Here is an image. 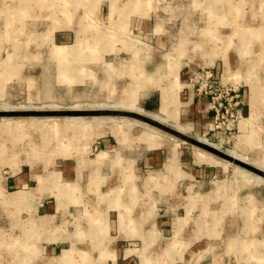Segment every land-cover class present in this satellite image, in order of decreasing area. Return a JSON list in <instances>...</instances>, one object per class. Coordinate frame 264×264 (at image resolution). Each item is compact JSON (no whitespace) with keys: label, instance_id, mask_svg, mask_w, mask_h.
Here are the masks:
<instances>
[{"label":"rangeland","instance_id":"obj_1","mask_svg":"<svg viewBox=\"0 0 264 264\" xmlns=\"http://www.w3.org/2000/svg\"><path fill=\"white\" fill-rule=\"evenodd\" d=\"M184 1L0 0V113L80 110L99 112L96 116L113 118L110 122L102 121L98 128H95L99 134L96 135L92 127L89 134L70 138L71 143L67 142L66 145L65 139L57 138V135L62 133L57 131L60 128H55L52 124H58L57 120L65 121L69 116H6L5 118L15 120L17 126L16 136L12 135V129L6 128V132L2 131L0 134V151L4 152L0 153V187L3 186L7 194L5 181L10 176L25 174L35 180L31 190L34 196L31 198L36 203L24 198L18 206L19 203L13 201L12 194H9V199L0 190V195L4 197V201L0 199V218L29 216L34 213L40 216L54 210L64 214H77L197 207L195 213L186 217V221L189 219V225L184 228V223L180 222L179 227L170 233L175 239L167 252L180 250V238L184 228L185 240L200 241L199 246L208 245L209 254H214L212 246L217 248L225 245L226 254L234 257L232 259L236 263L264 264V212L260 211L264 203V175L261 182L247 177L258 174L254 171L253 162L264 163V118L260 122L261 118L257 121L259 125L256 127V135L255 131L251 135V121L247 115L241 120L242 123L245 121V128L242 126L233 139H227L224 135L218 137L212 131L200 135L192 133V137L188 134L191 141L182 140L175 134L177 129L181 130L179 125L183 124V103L187 100L184 92L186 94V91H194L191 80L194 73L200 69V66H196L195 55L206 53L209 58L217 56L218 61L223 58L232 63L238 60L236 54L241 56L244 53V49H241V44L244 43L243 34H235L240 36L237 40L233 35L235 41L232 39L231 44H227L225 36L229 34L222 30V27H228L227 24L234 20L241 24L243 18H221L214 10L198 8L203 23L201 36H179L181 27L176 12L178 5ZM102 2H105L103 8ZM180 6L182 8L178 11L185 12L187 6L183 3ZM134 9L140 15L148 9L154 10L157 21L166 25L162 29L175 34L170 47L161 49V43L157 42V38L160 40L163 37H156L157 34L163 33L161 28L159 29L162 32L155 35V43L152 35L145 34V29L134 32L130 21V14ZM190 22L191 19L187 21V25ZM217 28L219 37L218 33L215 34ZM186 43L189 48L192 47L191 51L186 50ZM226 44L227 47L224 48ZM75 45L80 47L82 55L86 56L85 59L80 61L75 58ZM238 45H241V48L237 47ZM196 46H200L199 52L195 51ZM58 48L61 49L62 56L57 53ZM182 48L185 50H181ZM243 58L245 57H242V60ZM149 60L152 63L150 65ZM63 64L67 65V69ZM190 66L198 69L186 82L182 79L185 75L182 72ZM228 71L233 76L232 69ZM176 73H179L176 80L179 86L176 100L178 104L171 106L168 116L166 113L163 115L171 120L159 123L147 113H160L162 91L164 88L171 89L167 78ZM236 83L239 92L245 93L246 100L254 91L264 92L261 80L246 81L240 77ZM128 102L147 113L144 115L130 109L97 107L99 104ZM262 114L264 115L263 111ZM35 118L41 119L36 122ZM43 118H49L47 124ZM128 119L131 125L126 126L123 121ZM20 121L30 126L21 128L18 126ZM116 127H119L120 132L118 138L123 139L121 143L111 133V130L117 131ZM149 128L155 131L150 133ZM205 137L209 140H204ZM104 140H110L108 145H115V150L125 146L129 154H132L133 150L144 149L150 152H170V157L176 150L175 157L177 155V158H186L189 163L185 161L182 166L178 163L171 173L148 171L147 175L137 177L139 181L132 173L124 178L118 176L120 179L116 177L115 180L112 175L108 180L107 177L111 173L106 170L107 149L102 150L100 147ZM256 140L259 142L256 143ZM158 143L165 146L156 148ZM239 144L241 147L237 149ZM65 145L72 148L63 153ZM231 151L240 153L247 162L233 158ZM206 154L210 157L205 163L213 161V166L195 167L209 169V176H193L190 169L193 162L197 163L196 156L207 158ZM109 155L111 156V152ZM93 162L98 166L96 179L92 181L90 175L89 181L86 182L89 172L83 171L81 175V167ZM76 167L78 178H83V181L78 178L74 180ZM238 170L242 171V174L238 173L239 180L236 182L237 179H234L233 175L234 171ZM205 182L207 188H200ZM189 185L193 186L190 193L187 192ZM194 187L197 194H194ZM22 188H12L9 192ZM239 204L245 205L238 207ZM48 205L51 210L44 209ZM226 205H231L228 211L221 208ZM203 206H206L205 209L200 211ZM219 209L221 211L218 212ZM211 215L216 219L215 224L209 226L207 220ZM95 218H102L101 224L95 225L101 228L100 234L91 235V240L96 242L95 247L91 248L89 244L76 241L74 246L71 245V248L73 246L75 249L67 246L66 251L55 254H48L37 246L35 250L30 251L26 245L35 244L32 238L9 237L13 227L7 224L1 233L3 235L0 236V264H105L107 259V264H123L120 258L114 263L109 261L114 253L122 257V250L126 248L122 245L112 247V237L117 235L112 233L111 224L116 223V217L113 216L112 219L107 215ZM183 246L185 247V244ZM135 247L139 248L138 245ZM160 247L162 245L156 248ZM158 249L153 251L151 257H161L158 255ZM102 256L106 258L103 259ZM62 257L67 258L62 260ZM157 261L149 264H158Z\"/></svg>","mask_w":264,"mask_h":264},{"label":"crops","instance_id":"obj_2","mask_svg":"<svg viewBox=\"0 0 264 264\" xmlns=\"http://www.w3.org/2000/svg\"><path fill=\"white\" fill-rule=\"evenodd\" d=\"M104 3L105 2L101 3L102 8ZM182 3L183 5L187 6L185 7V12L178 11L180 8H182V6H180ZM180 5H178L176 12L181 27L178 33L179 36L181 35H185L186 37H190L194 35H196L197 37L201 36L200 30L202 29L203 23L201 20L202 16L200 15L201 12L199 10L197 11L198 8L200 9L205 8L208 9V11L214 10V13L216 12L215 14H218L219 16H221V18L233 19L234 16H241L243 18L241 24L235 22L234 20V22L232 21L230 24L229 23L227 24L228 27L226 28L222 27V30L227 31V33L229 34L228 36H225L227 39L225 40V43L227 44L228 43L231 44L232 39H234L235 41V37L237 40L238 38H240L241 34H243L242 37L244 39V43L241 44L242 46L240 45L242 48L239 45L237 47L244 49L242 51L245 53V54L243 53V55L245 56L243 55L240 56V54L237 53L236 55L238 57V60H235L233 64L232 61L228 62L226 61V59L224 60L223 58L221 61H218L219 59L217 56L209 58L206 53H201L199 55L198 54L195 55L197 57L196 66L206 67L214 70V72L216 73V78L219 79L222 84L231 85L238 90L239 88L237 87L238 84L236 83V81L239 80L240 77L241 79L246 81L248 80L254 81L255 79L261 80L263 81L264 84V14H263L264 0H185L184 2H181ZM108 7H109L108 14H110V6ZM113 14H114V10H113ZM130 15H131L130 21L134 26L133 27L134 32L138 33L141 32L140 29L141 30L145 29L146 30L144 31L145 34L152 35L153 43H155L156 33L162 32V30H164L162 34L159 33L156 35V37L163 36L162 39L160 40L157 38V42L161 43V46L159 45L161 49H163V47L167 48L168 46L169 47L171 46V44L174 41L175 34L172 31L167 32L165 29H162V27H165L166 25L165 24L161 25L157 21L158 19L154 17V10L149 11L148 9L144 12V14L140 15L134 9V11ZM190 19L191 22L187 25V21H190ZM159 28H161L162 30H160ZM217 33L219 37L220 33L218 28L215 31V34ZM235 34L237 35L240 34V36H237ZM164 35L169 37L170 39H167V37H165ZM233 35H235L234 38H232ZM73 37H75V34H73ZM216 43H213V45H216ZM227 44L224 46V48L227 47ZM185 45L187 51L192 50V47L191 48L188 47L189 46L188 43H186ZM199 47L196 46L195 51L199 52L200 51ZM203 49L205 48L203 47ZM247 49L250 51H248ZM181 50L184 51L185 49L182 48ZM57 53L61 54L62 53L61 49H59ZM74 56L77 60L80 61L85 59L86 57L85 55H82L80 47L78 45L74 46ZM242 57L245 58H243L242 60ZM150 63L151 62L149 60V65ZM232 65H234V67ZM62 66L65 69H67V65L63 64ZM198 67L193 68L192 66H190L188 69L184 70V72L182 73L183 74L185 73V75L182 77V79H184V81L187 82L189 77L193 75V72L196 71ZM229 67L230 69H232V72H234L233 76L230 74V71H228L230 70ZM178 74L179 73H177V75ZM172 78H173L172 76L170 78L168 77L167 80L169 81ZM176 80H178V76ZM176 80L175 83L178 84ZM241 93L243 92L241 91L239 92L242 101L241 102L242 115L243 116L247 115L248 116L247 118H249L250 121L252 120L251 123H253V125H251V123L249 122L251 135L253 131H255V135H256V127L259 125L257 121L261 118L259 120L260 122L262 118H264V115L262 114V111L264 112V107H262L264 106V92L258 94V91L257 93L254 91L252 93V96L248 97L247 100L245 97V93L243 94ZM184 97L187 98V100L185 103H183V106L185 107L183 112V124L179 125L176 121V125H179L181 130L177 129L175 134L179 135L182 140L184 139L185 141H191L190 140L191 138H189L190 136H188V134H191L192 137V133H196V135L197 134L200 135L201 133L205 134L211 131L212 112L210 111V107L208 106L209 99L207 97L205 96L198 97L195 95V91H190V90L186 91V94L184 92ZM259 97L261 100L259 99ZM115 104L120 106L121 104H127V103H115ZM102 105H107V104H99L97 105V107L99 106L100 108H102ZM110 105H114V104H110ZM115 108H120V107H115ZM14 121L15 120H11L10 118L3 117L0 123L1 126L0 134L2 131L6 132L4 129L6 127V129H12L13 130L12 135H15L16 134L15 126H17V123ZM57 121L59 123L58 125H56V127L60 128V130L57 131L62 132L61 134L57 135V138L65 139L66 145H68L67 142L71 143L70 138L74 139L75 136L80 137L82 135L89 134V130H91L92 127L94 128L93 130L95 131L98 128V126L93 122L92 123L89 122L87 125L80 126L78 125V123H74V124L69 123L68 122L69 120H66V118L65 121H60V120ZM65 122L67 124H65ZM239 123H240L239 124V131H240L242 126L243 128H245L246 125H245V121L243 123L240 121ZM22 125H20L21 128L30 126V124H26L24 122ZM12 126L13 128H11ZM65 126H70L71 128L70 127L65 128ZM117 131L111 130V132H113L112 134H114V136L118 139V142L119 140L123 141V139L118 138L119 131L118 132ZM98 133L100 132L96 131V135ZM249 141L252 142L250 139ZM110 142H111L110 140H104L102 142L103 144L100 143V147L102 150L107 149L106 150L107 160L105 162L107 164L106 170L107 173H111V175L107 177L108 180H110V176L112 175L114 176V180H115L116 177L118 176H120V178L123 176L124 178L127 176V174L130 173H132V175H135L136 178L142 177V175H147L148 171L149 172L164 171L165 173L166 172L171 173L174 170V166H176L178 163L180 164V166H182L184 165V162L187 160L186 158H177V155L175 157L176 150L175 152L173 151L174 154L172 153L170 157H169L170 155L169 151L168 154L166 153V151L150 152L144 149L133 150L132 154H129L128 150L125 149V146L119 147L118 150H115L114 148L117 147H115V145L109 146L108 144ZM258 142L259 140H256V143ZM164 146L165 145L161 147ZM161 147H156V148H161ZM238 147H241V145L239 144L237 146V149ZM63 148H64L62 149L63 151L62 150L59 151L65 153V151H68L69 148H72V146H66ZM110 152H111V156L109 155ZM203 154L204 153H202V155ZM199 157H201V160L198 161V158L196 156L197 163L193 162L190 172L193 174V176L198 174L199 176L203 175L205 176V178H207L209 176V169L207 168L200 169L201 167L198 169L195 167V165L198 167L200 165L213 166V163L204 162L205 159L207 162L208 157H210L209 155L206 156L207 158H204L203 156H199ZM170 158H173L174 161L177 160L171 165L172 168L171 171H169L170 169L166 166L168 164L170 166V164L173 162L170 161ZM86 164H88V166L81 167L82 168V170L80 171L81 175L83 171L84 172L87 171V173L89 172V177L86 179V182L89 181L90 175L93 181L94 179H96V175H97L96 168L98 166L94 162L86 163ZM254 167L255 169L254 168L253 169L255 172L257 171V173L259 172L260 174H262V176H260L259 174L257 175L263 177L264 170L260 169L257 166ZM77 168L78 167H76L74 172V180L78 178ZM131 169H133L132 172H130ZM234 172L235 173L233 175V178L237 179L236 182H238L239 180L238 173L242 174V171L238 170ZM247 177L250 176L247 175ZM78 179H80V181L81 180L83 181V178H78ZM34 181H35L34 179H30L29 176H25V174L10 176L5 181V188L7 194L5 193L3 186L0 187V190L7 195V196L5 195L6 198H9L8 197L9 194H12L13 201L15 203H19L18 204L19 206L22 204L24 198H26L27 201L28 200L34 201V199L31 198L32 196H34L33 192L31 191L33 188L32 185L34 184L33 183ZM29 185H31V187ZM19 187H21L22 190L9 192V190H11L12 188L18 189ZM202 187H204V189L207 188L206 182L205 184L203 183V185H200V188ZM187 188H188L187 192L190 193L191 192L190 189L193 188V186L189 185ZM35 190L36 187L34 188V191ZM194 192H195L194 194H197L196 189ZM0 199L4 201V197L1 195H0ZM16 200L19 201L16 202ZM34 202L36 203V201ZM244 205L245 204H239L238 207H244ZM262 206L263 207L261 208L260 211L264 212V203H262ZM205 207L206 206L200 207V211H203ZM221 208L228 211L231 208V205L221 206ZM44 209L51 210L49 205ZM197 209H198L197 207H185V208H167V209H151V210L149 209V210L95 212V213L83 212L77 214H71V213L64 214L61 211L57 212L56 210H54L51 212L48 211L49 214L40 215V216H37L34 213L29 216L0 218V236L3 235L1 233L3 232L4 227L7 224L9 225L11 224V227L13 228L12 229L10 228L11 233L9 234V237L22 239L23 236L24 237L29 236L30 238H32V241L36 244V245L35 244L26 245L28 249H30V251H32L33 249L35 250V246H37L38 248H42V250L47 252L48 254H55V252L66 251L65 247L67 246H69L70 249H75V247L73 246L76 244V241L80 243L89 244L90 247L92 248L95 247L96 242L95 240L94 241L91 240L92 237L91 235L100 234L101 231V228L96 227L95 225L101 224L102 221L101 216L109 215V217L112 219L113 216L116 217L115 220L116 223L113 222V224H111L112 233H116L115 235H117L112 237V242H113L112 247L114 246L117 247L119 245L126 246V248L122 250L123 253L122 257L121 255L120 257H118V254L116 253H114V255L111 254V258L109 259L111 263H114L118 258H120L123 264H149L150 262H156V260H158L157 261L158 264H239L236 263L234 259H232L234 257H231L229 253L228 255L226 254L227 252L224 249L227 250V248L225 247V245H223L222 247L218 246L217 248L215 246H212L211 248H213L214 250V254L212 255L209 254L210 247L208 245L199 246L200 241L190 242V240L188 241L185 240L184 228L187 225H189V219L188 221H186L187 220L186 217L191 215V213H195ZM220 209L218 210V212L222 210ZM66 210L64 212H66ZM97 216L98 218L101 219L99 220L95 218ZM215 219H216L215 216L211 215L209 220H207L209 221L208 225L212 226L213 224H215L214 223ZM179 220H183V221H179ZM192 220L196 221V219H192ZM23 222L25 227H23ZM180 222L184 223L183 226L184 228L181 233L182 236L180 238L182 241V246L180 247L179 251L171 250L170 252H167V249L170 247L171 242L174 241L173 239H175V236H171L172 234L170 233L173 232L174 228L176 229L179 227ZM193 225L196 226V224ZM77 235H81V237ZM77 237L79 238L77 239ZM242 239H244V237H242ZM136 243H138L137 245L139 248L135 247L137 246ZM184 244L185 247L183 246ZM71 245H73L72 248ZM160 245H162L160 249L156 248L159 247ZM155 249H158L157 252L159 253L158 255L161 256L160 258L155 259V257H151ZM217 252H221V253H217ZM63 257L61 259L66 260L67 257L65 258ZM102 257L103 259L106 258L105 256ZM107 260L105 261L103 260L105 264H107ZM240 264H248V263L241 262Z\"/></svg>","mask_w":264,"mask_h":264},{"label":"built area","instance_id":"obj_3","mask_svg":"<svg viewBox=\"0 0 264 264\" xmlns=\"http://www.w3.org/2000/svg\"><path fill=\"white\" fill-rule=\"evenodd\" d=\"M191 81L195 95L209 99L208 106L212 112L211 131L218 137L224 135L227 139L235 138L239 122L243 119L239 90L222 84L216 78L214 70L206 67H200Z\"/></svg>","mask_w":264,"mask_h":264},{"label":"bare ground","instance_id":"obj_4","mask_svg":"<svg viewBox=\"0 0 264 264\" xmlns=\"http://www.w3.org/2000/svg\"><path fill=\"white\" fill-rule=\"evenodd\" d=\"M34 1V0H33ZM39 3V2H38ZM26 7V6H25ZM264 14V13H263ZM172 63V62H171ZM177 67V66H176ZM178 68V67H177ZM169 70H170V68H169ZM178 70V69H177ZM176 70V71H177ZM171 71H173V70H171ZM175 71V72H176ZM177 73L173 76V78L172 79H170L169 81H170V87L169 88H171V89H168V88H164L163 89V91H162V97H161V104H160V107H161V110H160V113H154V114H149V113H147L150 117H152L154 120H156V121H158L159 123H165L166 121L168 122L169 120H171V119H169L168 117H164L163 115H164V113H169V111L171 110V106H175V105H177V102H176V99H177V95H178V92H179V86H178V84H176L175 83V80L177 79ZM177 82V81H176ZM178 83V82H177ZM175 93V94H174ZM177 93V94H176ZM259 94V93H258ZM251 102V101H250ZM113 104V103H112ZM99 107V106H98ZM115 107H120L121 109H130V110H134L135 112H137V113H140V114H146L145 113V111L142 109V108H137L133 103H127V104H121L120 106L119 105H117V104H114V105H102V108H108V109H110V108H115ZM262 107H264V106H262ZM53 108V107H52ZM100 108V107H99ZM167 116H168V114H167ZM258 116V115H257ZM256 116V117H257ZM122 118V117H121ZM40 119L41 118H38L37 120H36V118L34 119V120H36V122H38V121H40ZM44 120H45V122H46V124H47V120H49V118H43ZM112 119L113 118H104V117H98V116H93L92 118L90 117V118H86V117H82V116H74V117H67L66 118V120H69L68 122L69 123H72V124H74V123H78V125H80V126H82V125H87L89 122L90 123H95L97 126H99V124H101L102 123V121L103 122H107V121H112ZM12 120V119H11ZM29 120V119H28ZM33 120V119H32ZM246 120H248V119H246ZM8 121H9V119H8ZM176 121V120H175ZM174 121V122H175ZM14 122H16V121H14ZM251 122H252V120H251ZM56 122H54V124H52L55 128H56V125H58V124H55ZM129 123V119L128 120H124L123 121V124L125 125L126 124V126H129V125H131L130 123ZM132 123V122H131ZM137 123H138V121H137ZM18 124H19V126L20 125H22L23 124V121H20V122H18ZM65 124H67L66 122H65ZM45 125V124H44ZM14 126V125H13ZM12 126V127H13ZM42 126V125H41ZM40 126V127H41ZM70 126H65V128H69ZM177 127H179L178 125H177ZM0 128H1V126H0ZM6 128V127H5ZM4 128V129H5ZM71 128V127H70ZM36 129H38V128H36ZM35 129V130H36ZM44 129V128H43ZM49 129V128H48ZM78 129V128H77ZM116 129L118 130L119 129V127L117 128L116 127ZM150 129V128H149ZM152 129V128H151ZM150 129V133H152V131H155V130H151ZM181 129V128H180ZM9 130V129H8ZM15 130V129H14ZM102 130V129H101ZM38 131V130H37ZM80 131V130H79ZM86 131V130H85ZM119 131V130H118ZM117 131V132H118ZM43 132H45V130L43 131ZM47 132V131H46ZM53 133V132H52ZM96 133V132H95ZM111 133H113V132H111ZM120 133V132H119ZM79 134V133H78ZM99 134V133H98ZM47 135V134H46ZM114 135V134H113ZM44 136V138H46L45 137V135H43ZM79 136V135H78ZM119 136V135H118ZM144 138H146L145 136H144ZM243 138H245V137H243ZM204 140H206L207 141V138L205 139L204 138ZM246 140H248V139H246ZM119 142L121 143V142H123L122 140H119ZM209 143V142H208ZM244 144V143H243ZM163 145H165V144H160V143H158L156 146L157 147H161V146H163ZM1 152V151H0ZM172 152V151H171ZM231 156L233 157V158H235V159H239V160H242V161H244V162H247V159L246 158H244V156H242L240 153H236V152H232L231 151ZM1 155V154H0ZM205 155V154H204ZM2 156V155H1ZM208 156V155H207ZM210 156V155H209ZM169 158V157H168ZM203 159V158H202ZM212 159V158H211ZM199 160H201V157H199L198 158V161ZM170 161H174L173 160V158H170ZM206 161V159L204 160V162ZM208 161V160H207ZM202 162H203V160H202ZM213 162V161H212ZM211 162V163H212ZM174 162H172L171 164H170V166H169V164L168 165H166L170 170L169 171H171L172 170V168H171V165L173 164ZM248 163H249V161H248ZM253 165H257V167H259L260 169H262V170H264V163H259V162H256V163H253ZM240 170H242V169H240ZM244 172V171H243ZM251 174V173H250ZM254 178L256 181H258V182H261V181H263V178L262 177H260L259 175H257V176H255V175H252L251 174V176H250V178ZM253 180V179H252ZM237 181V180H236ZM253 182V181H252ZM257 182V183H258ZM248 183V182H247ZM246 183V184H247ZM256 183V184H257ZM259 184V183H258Z\"/></svg>","mask_w":264,"mask_h":264},{"label":"water","instance_id":"obj_5","mask_svg":"<svg viewBox=\"0 0 264 264\" xmlns=\"http://www.w3.org/2000/svg\"><path fill=\"white\" fill-rule=\"evenodd\" d=\"M21 116H69V117H74V116H82V117H92V116H96L99 115V112H84V111H80V110H74V111H56V112H49V111H38V112H33V111H20V112H4L2 111V113H0V118L2 117H20ZM209 146V145H208ZM211 147V146H209ZM240 163H242V161H239ZM258 174L260 176H262V174H260L258 172Z\"/></svg>","mask_w":264,"mask_h":264}]
</instances>
